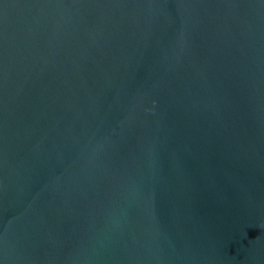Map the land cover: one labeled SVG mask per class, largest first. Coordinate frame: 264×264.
<instances>
[{
    "label": "water",
    "instance_id": "1",
    "mask_svg": "<svg viewBox=\"0 0 264 264\" xmlns=\"http://www.w3.org/2000/svg\"><path fill=\"white\" fill-rule=\"evenodd\" d=\"M0 264H264V0H0Z\"/></svg>",
    "mask_w": 264,
    "mask_h": 264
}]
</instances>
